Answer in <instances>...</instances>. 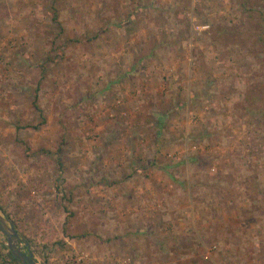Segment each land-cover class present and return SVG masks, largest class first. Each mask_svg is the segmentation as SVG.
<instances>
[{
    "label": "rangeland",
    "instance_id": "rangeland-1",
    "mask_svg": "<svg viewBox=\"0 0 264 264\" xmlns=\"http://www.w3.org/2000/svg\"><path fill=\"white\" fill-rule=\"evenodd\" d=\"M0 206L37 264H264V0H0Z\"/></svg>",
    "mask_w": 264,
    "mask_h": 264
},
{
    "label": "water",
    "instance_id": "water-1",
    "mask_svg": "<svg viewBox=\"0 0 264 264\" xmlns=\"http://www.w3.org/2000/svg\"><path fill=\"white\" fill-rule=\"evenodd\" d=\"M0 234L5 238L6 246L11 256L15 258L20 264H37L34 260L33 254L30 251L25 252L21 247V244H23L29 248L27 243L21 239L19 233L9 223V220L4 219L1 214Z\"/></svg>",
    "mask_w": 264,
    "mask_h": 264
},
{
    "label": "trees",
    "instance_id": "trees-1",
    "mask_svg": "<svg viewBox=\"0 0 264 264\" xmlns=\"http://www.w3.org/2000/svg\"><path fill=\"white\" fill-rule=\"evenodd\" d=\"M54 20L57 21L56 18H55ZM33 107H34L35 109H37L38 111H40L39 108H38V104H37V100H36V98H35L34 101H33ZM42 122L44 123V119L42 120ZM35 128H36V127H35ZM0 208H1V206H0ZM4 240H5V238H4ZM5 242H6V240H5ZM3 247H4V249L7 251V253H6L5 255H0L1 258H2V259H1L2 264H20L15 258H13V257L11 256V254H10V252L8 251V248L6 247L5 244H3Z\"/></svg>",
    "mask_w": 264,
    "mask_h": 264
}]
</instances>
